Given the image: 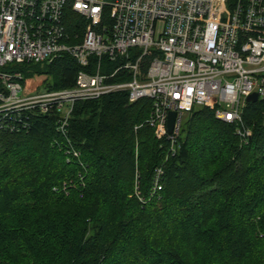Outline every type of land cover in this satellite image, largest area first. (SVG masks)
I'll return each instance as SVG.
<instances>
[{
    "label": "trees",
    "instance_id": "trees-1",
    "mask_svg": "<svg viewBox=\"0 0 264 264\" xmlns=\"http://www.w3.org/2000/svg\"><path fill=\"white\" fill-rule=\"evenodd\" d=\"M103 18L112 24L110 7ZM64 22L82 35L70 7ZM12 66L44 74L47 90L72 87L91 67L67 52ZM152 107L118 90L77 101L66 134L56 112L0 124V264H264V98L243 108L247 142L195 106L174 150L147 122Z\"/></svg>",
    "mask_w": 264,
    "mask_h": 264
},
{
    "label": "built area",
    "instance_id": "built-area-1",
    "mask_svg": "<svg viewBox=\"0 0 264 264\" xmlns=\"http://www.w3.org/2000/svg\"><path fill=\"white\" fill-rule=\"evenodd\" d=\"M68 7L82 17V35L67 29ZM105 7L111 25L103 22ZM63 52L91 66L78 72L72 87L30 92L12 66ZM104 55L119 59L118 66L107 70ZM93 56L98 60L91 63ZM118 90L131 102L152 99L147 122L157 138L169 139L171 150L195 106L234 123L247 142L252 130L243 123V108L252 93L264 98V0H0L2 127L14 129L25 111L56 112L57 129L66 134L77 101ZM170 111L176 113L172 132ZM161 172L157 168L155 187Z\"/></svg>",
    "mask_w": 264,
    "mask_h": 264
},
{
    "label": "rangeland",
    "instance_id": "rangeland-1",
    "mask_svg": "<svg viewBox=\"0 0 264 264\" xmlns=\"http://www.w3.org/2000/svg\"><path fill=\"white\" fill-rule=\"evenodd\" d=\"M46 82H47V80H46V76L44 74H41V75L35 74V75H31V76H24V85L26 86V88L30 92H36L39 90H43ZM187 118H188V113L185 116L184 124H185ZM151 193H153L154 197L157 196L156 194H154L153 191H151ZM141 200L144 201V198H141Z\"/></svg>",
    "mask_w": 264,
    "mask_h": 264
},
{
    "label": "water",
    "instance_id": "water-1",
    "mask_svg": "<svg viewBox=\"0 0 264 264\" xmlns=\"http://www.w3.org/2000/svg\"><path fill=\"white\" fill-rule=\"evenodd\" d=\"M258 99V95L256 93H252L250 96H248L247 100L248 101H255ZM175 116L176 113L174 111L169 112L168 116V131L172 132L173 127H174V121H175Z\"/></svg>",
    "mask_w": 264,
    "mask_h": 264
}]
</instances>
